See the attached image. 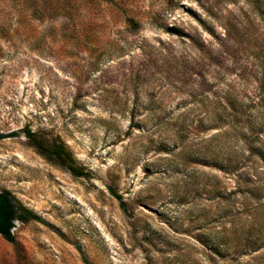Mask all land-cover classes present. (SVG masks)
I'll list each match as a JSON object with an SVG mask.
<instances>
[{
    "label": "rangeland",
    "instance_id": "rangeland-1",
    "mask_svg": "<svg viewBox=\"0 0 264 264\" xmlns=\"http://www.w3.org/2000/svg\"><path fill=\"white\" fill-rule=\"evenodd\" d=\"M4 191L0 264H264V0H0Z\"/></svg>",
    "mask_w": 264,
    "mask_h": 264
},
{
    "label": "trees",
    "instance_id": "trees-1",
    "mask_svg": "<svg viewBox=\"0 0 264 264\" xmlns=\"http://www.w3.org/2000/svg\"><path fill=\"white\" fill-rule=\"evenodd\" d=\"M128 22L131 26H135L133 19H128ZM26 136L30 145L49 163L70 171L75 177H88L90 175L89 172L78 165L74 153L60 136H57L51 142H47L38 133L31 130L26 131ZM110 190L114 196L120 199L113 189L110 188ZM16 221L23 223L37 222L48 226V223L38 213L17 203L15 197L9 191L1 192L0 235L8 242L14 241L13 229Z\"/></svg>",
    "mask_w": 264,
    "mask_h": 264
}]
</instances>
